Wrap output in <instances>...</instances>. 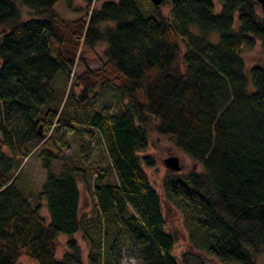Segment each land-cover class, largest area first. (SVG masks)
Returning <instances> with one entry per match:
<instances>
[{
	"label": "trees",
	"instance_id": "trees-1",
	"mask_svg": "<svg viewBox=\"0 0 264 264\" xmlns=\"http://www.w3.org/2000/svg\"><path fill=\"white\" fill-rule=\"evenodd\" d=\"M19 1L28 20L16 0H0V30L7 28L0 38V264H19L23 255L38 264H85L77 233L88 243V264H122L132 246L140 264H180L178 237L144 166L153 165L142 152L154 131L204 167L164 183L189 231L187 264H262L264 65L252 67L251 79L243 55L259 40L264 50L261 3L221 0L218 10L215 0H84V15L69 20L57 6L72 9L77 0ZM99 44L106 45L101 67L79 74L71 88L84 48ZM103 88L113 90L115 110L92 106ZM63 127L99 135L107 165L90 168L74 154L55 171L65 157ZM41 147L47 176L33 204L18 178ZM81 181L91 214H81ZM62 234L69 240L60 258Z\"/></svg>",
	"mask_w": 264,
	"mask_h": 264
},
{
	"label": "rangeland",
	"instance_id": "rangeland-1",
	"mask_svg": "<svg viewBox=\"0 0 264 264\" xmlns=\"http://www.w3.org/2000/svg\"><path fill=\"white\" fill-rule=\"evenodd\" d=\"M20 6L22 16L25 20L31 18L32 13L29 8L24 6L19 0H16ZM218 10L222 7L221 0H215ZM101 2L95 3V7H100ZM75 8H69L65 1L58 4L57 9L62 17L69 20H75L80 16L84 15V8L86 2L84 0H77L74 4ZM164 12L167 16L170 15L169 5H164ZM262 11V5L260 6ZM1 36L7 31V28H2ZM106 49L105 44H99L94 50L90 48H84L83 59L80 60L76 66L74 73L71 75V88L76 84V78L79 74L86 71L88 68L97 69L101 67L102 60H104V52ZM185 50V47H183ZM243 55L246 61V72L251 77V69L255 65H264V50L262 47V41L259 40L257 46L254 49L249 50L244 48ZM252 79V77H251ZM252 81V80H251ZM62 82V77L57 78L56 84ZM61 85V84H60ZM70 88V89H71ZM81 88H77V93L80 92ZM69 89L67 90V93ZM65 98V97H64ZM116 96L112 89L103 88L100 91L99 98L96 99L92 106L98 109L103 106H109L111 108L117 107ZM87 134L70 132L66 127L62 128V131L58 134V137L65 142L61 154L65 157L62 160L54 162V170L60 172L63 163L69 162L67 157L78 154L79 164H86L90 168H94L97 165L106 166L108 158L105 147L100 139V136L87 137ZM2 139V133L0 131V140ZM7 151L8 149L5 148ZM143 156H149L153 159V165H147L145 163V169L151 179L152 184L157 188L163 197L164 212L167 219V228L169 231L175 233L178 237L177 244L175 246L174 253L180 261V264H187L185 255L189 252H193V246L189 237V231L186 227L183 213L177 209L172 203H170L165 195L164 183L165 179L170 174L179 176H186L190 171L195 170L203 172L204 167L201 163L195 161L188 154L180 150L174 140L170 137L161 136L157 132H152L150 138L149 147L142 152ZM171 156H177L180 160L182 169L180 171L172 170L167 164L166 159ZM94 172V171H93ZM47 176V171L43 166V148H37L32 154L26 159L19 173L18 187L25 192L27 197L33 204L38 202V192L44 184ZM114 176H109L108 181L115 182ZM82 200H81V214H91L93 208V200L91 194L86 187L84 182H80ZM42 215L51 221V215L47 207L42 210ZM83 249V260L85 264H88V243L84 240L82 233H77L75 236ZM69 236L62 234L59 239L58 256L61 258L68 250L67 242ZM128 248V247H127ZM207 264H223L219 260H210ZM190 263L199 264L194 260H189ZM188 262V263H189ZM140 256L137 253L135 246L131 249L123 251V262L122 264H140ZM19 264H38L35 260L27 255H23L19 261ZM264 264V260H262Z\"/></svg>",
	"mask_w": 264,
	"mask_h": 264
},
{
	"label": "water",
	"instance_id": "water-1",
	"mask_svg": "<svg viewBox=\"0 0 264 264\" xmlns=\"http://www.w3.org/2000/svg\"><path fill=\"white\" fill-rule=\"evenodd\" d=\"M164 0H152L156 5H161ZM264 8V0H257ZM166 164L174 171H180L182 169L180 160L177 156H171L166 159Z\"/></svg>",
	"mask_w": 264,
	"mask_h": 264
}]
</instances>
